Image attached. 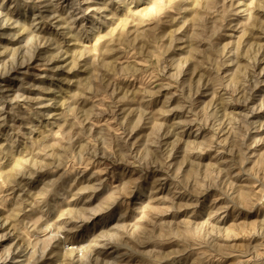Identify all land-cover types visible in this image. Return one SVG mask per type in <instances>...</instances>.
<instances>
[{
  "label": "rangeland",
  "instance_id": "1",
  "mask_svg": "<svg viewBox=\"0 0 264 264\" xmlns=\"http://www.w3.org/2000/svg\"><path fill=\"white\" fill-rule=\"evenodd\" d=\"M0 264H264V0H0Z\"/></svg>",
  "mask_w": 264,
  "mask_h": 264
}]
</instances>
